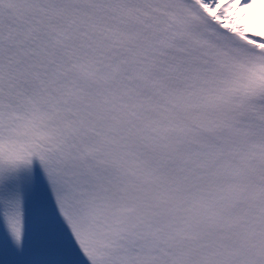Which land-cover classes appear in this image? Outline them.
<instances>
[{"label":"snow or ice","instance_id":"6c2138e0","mask_svg":"<svg viewBox=\"0 0 264 264\" xmlns=\"http://www.w3.org/2000/svg\"><path fill=\"white\" fill-rule=\"evenodd\" d=\"M0 264H264V0H0Z\"/></svg>","mask_w":264,"mask_h":264},{"label":"bare ground","instance_id":"6f19581e","mask_svg":"<svg viewBox=\"0 0 264 264\" xmlns=\"http://www.w3.org/2000/svg\"><path fill=\"white\" fill-rule=\"evenodd\" d=\"M259 12H260V10L257 9L256 12L254 13V15H259Z\"/></svg>","mask_w":264,"mask_h":264}]
</instances>
